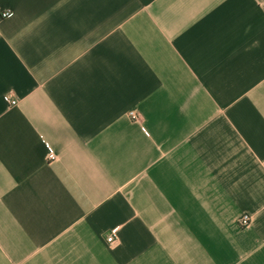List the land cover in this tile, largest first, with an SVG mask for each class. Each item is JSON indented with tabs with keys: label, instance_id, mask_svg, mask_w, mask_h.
Instances as JSON below:
<instances>
[{
	"label": "crops",
	"instance_id": "1",
	"mask_svg": "<svg viewBox=\"0 0 264 264\" xmlns=\"http://www.w3.org/2000/svg\"><path fill=\"white\" fill-rule=\"evenodd\" d=\"M0 264H264V0H0Z\"/></svg>",
	"mask_w": 264,
	"mask_h": 264
},
{
	"label": "built area",
	"instance_id": "2",
	"mask_svg": "<svg viewBox=\"0 0 264 264\" xmlns=\"http://www.w3.org/2000/svg\"><path fill=\"white\" fill-rule=\"evenodd\" d=\"M10 15V11H2L1 16L2 17H7ZM4 99L6 102H8L10 105H16L17 104V99H15L12 95V93H6L4 95ZM129 116L131 117L132 120H138L139 119V114L136 110H131L129 112ZM55 158V152L51 146H49V159H54ZM251 222V217L248 214H244L239 218V223L242 226H248ZM119 227H114L107 235H106V242L109 245H114L119 241Z\"/></svg>",
	"mask_w": 264,
	"mask_h": 264
}]
</instances>
